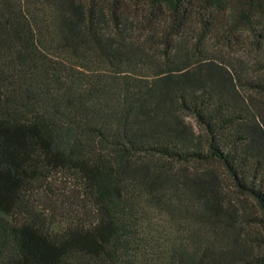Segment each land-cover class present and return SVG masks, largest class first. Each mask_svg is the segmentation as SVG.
<instances>
[{
  "label": "trees",
  "instance_id": "obj_1",
  "mask_svg": "<svg viewBox=\"0 0 264 264\" xmlns=\"http://www.w3.org/2000/svg\"><path fill=\"white\" fill-rule=\"evenodd\" d=\"M60 169L88 226L15 221ZM0 264H264V0H0Z\"/></svg>",
  "mask_w": 264,
  "mask_h": 264
},
{
  "label": "rangeland",
  "instance_id": "obj_2",
  "mask_svg": "<svg viewBox=\"0 0 264 264\" xmlns=\"http://www.w3.org/2000/svg\"><path fill=\"white\" fill-rule=\"evenodd\" d=\"M224 52L226 53V64H230L229 57L235 59L243 55L241 49H238V51L236 49H225ZM222 60H211L207 64L208 66L203 69L206 71L216 67L212 64L219 65V68H222L219 70L220 74L228 81L230 76L224 70L225 66L230 68L227 71L232 75L235 74L236 77L238 75L246 77L252 71V66H250L248 60L242 59L239 63L241 65H236L238 62L233 61L235 69L232 65H230L232 67H229V65L222 63ZM222 65L223 67H221ZM235 70H237V74ZM243 81L240 83L239 80H235L234 84L229 81V86L233 88L235 85V99L237 102L242 103L246 100V103L251 105L255 97L244 86ZM188 120L193 126H196L194 119L189 118ZM154 218L156 224H162V221H159L160 216L158 214L154 215ZM93 219L94 213L83 180L79 175L61 169L49 171L46 176L28 186L24 190L22 203L14 216L15 221L30 222L50 235L61 234L71 226L82 224L88 226ZM254 230L256 233L260 232L257 229Z\"/></svg>",
  "mask_w": 264,
  "mask_h": 264
}]
</instances>
